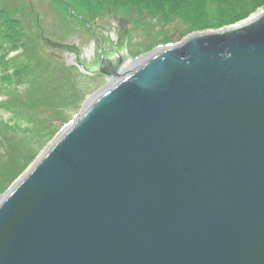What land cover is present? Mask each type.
<instances>
[{
  "label": "water",
  "instance_id": "1",
  "mask_svg": "<svg viewBox=\"0 0 264 264\" xmlns=\"http://www.w3.org/2000/svg\"><path fill=\"white\" fill-rule=\"evenodd\" d=\"M246 22L130 73L102 58L114 84L0 198V264H264V14Z\"/></svg>",
  "mask_w": 264,
  "mask_h": 264
},
{
  "label": "rangeland",
  "instance_id": "2",
  "mask_svg": "<svg viewBox=\"0 0 264 264\" xmlns=\"http://www.w3.org/2000/svg\"><path fill=\"white\" fill-rule=\"evenodd\" d=\"M232 1L236 8L242 4ZM101 7L89 9L80 0H0V16L5 19L2 12L8 11L14 21L0 20V197L111 85L106 76L84 69L127 52L123 73L159 49L264 12V5L255 11L248 6V16L219 26L220 6L212 0L205 5V22L181 16L167 21L163 14L142 8ZM208 24L220 28L201 30ZM9 29L15 30L11 36Z\"/></svg>",
  "mask_w": 264,
  "mask_h": 264
},
{
  "label": "trees",
  "instance_id": "3",
  "mask_svg": "<svg viewBox=\"0 0 264 264\" xmlns=\"http://www.w3.org/2000/svg\"><path fill=\"white\" fill-rule=\"evenodd\" d=\"M212 1L218 3L220 6L218 17L223 21V23L219 26H222L223 24V26L233 25L242 20V18L248 16L249 12L246 8L248 6H251V11H255L257 8L264 5V0H247L249 5H246L244 0H238L236 4L241 3V1L242 4L236 8V6L233 5L235 3H233L232 0ZM80 2L87 5L89 9L96 7L102 9L101 6H105L106 4L116 7L121 6L124 8H142L151 11L154 14H163L167 21L177 16H181L186 21L191 22H205L208 20L205 9V5L208 0H80ZM224 6H226V8H224ZM6 13L7 14L2 12L5 19L1 17L2 15L0 16V20L3 19L5 24H7L8 20H10V14H8V11ZM10 22L14 21L10 20ZM210 26L211 25L208 24L206 26L207 28H203L201 30L220 28L218 25H215L214 27ZM7 32V34L11 36L15 33V30L9 29Z\"/></svg>",
  "mask_w": 264,
  "mask_h": 264
},
{
  "label": "bare ground",
  "instance_id": "4",
  "mask_svg": "<svg viewBox=\"0 0 264 264\" xmlns=\"http://www.w3.org/2000/svg\"><path fill=\"white\" fill-rule=\"evenodd\" d=\"M263 14H264V12H260L258 15H255L252 18H250V20L247 21V22L253 21L254 19H256L257 17H259L260 15H263ZM142 61H144V59L141 60V61H139V62H137V63H135L133 66H131L130 68H128V70H125V72L126 71H129V73L132 72L137 66H139V63H142ZM122 71H123V69L120 72H122ZM113 84H114V82L112 81L111 85H113Z\"/></svg>",
  "mask_w": 264,
  "mask_h": 264
}]
</instances>
